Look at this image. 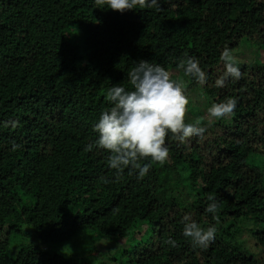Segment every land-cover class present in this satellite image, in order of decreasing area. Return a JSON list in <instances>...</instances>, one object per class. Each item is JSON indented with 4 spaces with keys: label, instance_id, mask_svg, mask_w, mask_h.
<instances>
[{
    "label": "trees",
    "instance_id": "obj_1",
    "mask_svg": "<svg viewBox=\"0 0 264 264\" xmlns=\"http://www.w3.org/2000/svg\"><path fill=\"white\" fill-rule=\"evenodd\" d=\"M242 40L264 49V0H160L123 13L95 0H0V264H264V62L238 60L241 78L215 86L221 52ZM186 56L207 72L203 86L178 67ZM141 60L183 81L185 122L206 131L183 144L167 136V160L144 177L117 175L107 152L85 146L111 106L107 90H130ZM228 97L232 114L204 116ZM185 215L215 225L207 248L182 235ZM240 220L254 223V250L237 240ZM77 237L88 254L64 253Z\"/></svg>",
    "mask_w": 264,
    "mask_h": 264
},
{
    "label": "clouds",
    "instance_id": "obj_2",
    "mask_svg": "<svg viewBox=\"0 0 264 264\" xmlns=\"http://www.w3.org/2000/svg\"><path fill=\"white\" fill-rule=\"evenodd\" d=\"M106 9L119 11L133 9L160 10V0H95ZM224 64V74L215 80V86L223 88L229 78L239 80L241 71L236 58L225 47L220 54ZM178 67L185 77L197 85L208 81V74L200 67L195 56H186ZM131 89L121 84H112L107 90L106 100L111 105L102 111L93 131L97 138L85 146L86 151L100 149L108 153L106 164L117 175L125 169L135 170L139 177L149 172L151 162L163 164L169 156L166 137L171 135L181 144L192 136H201L206 127L197 119L193 123L185 122L186 106L189 103L187 89L183 81L171 78L169 71L158 63L141 60L133 63L127 72ZM237 100L228 97L221 102H213L206 109L209 119H222L233 113ZM148 160V163L144 161ZM205 211L216 218L219 201L209 196ZM182 235L197 248H207L215 240L217 228L209 225L201 227L189 215L182 220ZM165 243L175 247L176 241L169 238Z\"/></svg>",
    "mask_w": 264,
    "mask_h": 264
},
{
    "label": "rangeland",
    "instance_id": "obj_3",
    "mask_svg": "<svg viewBox=\"0 0 264 264\" xmlns=\"http://www.w3.org/2000/svg\"><path fill=\"white\" fill-rule=\"evenodd\" d=\"M245 41L246 40H242L241 43L239 44V47L233 52V56L236 58L237 62H238V60L246 62V63H250V62L262 63V62H264V51H263L264 49H263V47H261L260 49L254 48L253 46L246 43ZM190 95L192 97H194L197 101H201L205 98V95L203 94L201 89L193 90L190 93ZM204 116L207 117V114H205ZM182 198H184V196H182ZM185 199H186V197L184 198V200ZM220 221H222V219L218 218L216 223L218 225H225V224H220ZM237 226L241 231L238 234L237 240L243 242V244L246 245L247 247H249L251 250L252 249L254 250V243L251 242L250 236L248 233L249 230L254 227L253 221L252 220H240V221H238ZM262 226H263L262 224L259 225V227H262ZM27 240H28V238H25L23 240V242L27 241ZM138 240H135L133 242L137 245ZM95 245H97V244H95ZM60 247H62V250L64 253H66V254L69 253L70 255L75 254V256L79 257V256H83V254H85V253L88 254V252H86L85 247H89V244L85 243L84 238L77 237V238H74L65 244H62ZM89 248H91V247H89ZM91 252H93V251H91ZM94 256H97L98 258H100V256H98L97 254H95Z\"/></svg>",
    "mask_w": 264,
    "mask_h": 264
}]
</instances>
